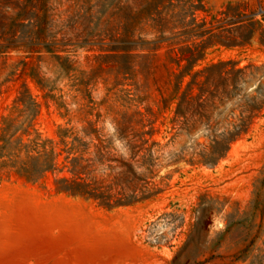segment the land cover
Listing matches in <instances>:
<instances>
[{
    "label": "trees",
    "instance_id": "trees-1",
    "mask_svg": "<svg viewBox=\"0 0 264 264\" xmlns=\"http://www.w3.org/2000/svg\"><path fill=\"white\" fill-rule=\"evenodd\" d=\"M243 10L227 4L213 14L203 0H0V67L20 56L0 80V95L16 82L0 115V175L50 176L56 192L107 209L151 200L164 190L156 178L167 143L155 135L166 112L177 134L199 130L194 147L167 161L215 166L264 109V61L207 60L210 49L240 50L255 39L264 49V11ZM78 50L93 63L77 65ZM29 82L67 118L52 137L36 126L41 102ZM98 84L105 93L96 102ZM263 204L257 191L254 208ZM200 206L196 225L211 218ZM202 231H191L170 264L204 262Z\"/></svg>",
    "mask_w": 264,
    "mask_h": 264
},
{
    "label": "rangeland",
    "instance_id": "rangeland-1",
    "mask_svg": "<svg viewBox=\"0 0 264 264\" xmlns=\"http://www.w3.org/2000/svg\"><path fill=\"white\" fill-rule=\"evenodd\" d=\"M203 1L213 14L227 4L240 5L243 12H253L256 18L264 11V0ZM85 54L78 50L74 56L82 68L93 63ZM19 57L12 53L6 66L0 67V80ZM227 57L241 65L250 60L261 62L264 49L255 39L240 50L210 49L207 60ZM29 86L41 102L36 126L52 137L56 126L67 118L59 116L52 101L44 103L32 82ZM59 86L66 91V86ZM15 87L16 82H9L0 95V115L7 112ZM97 87L93 92L96 102L105 93L101 84ZM148 103L157 110L153 89ZM70 107L76 109L72 103ZM170 118L166 112L156 121L159 131L155 136L167 144L156 178L164 190L151 200L107 209L56 192L50 176L30 183L13 174L0 175V264H170L191 231L198 233L204 228L206 234L202 231L199 239L203 242L202 264H264V204L263 209L254 208L257 191L264 201V187L260 186L264 177V109L250 135L233 143L213 167L167 161L174 153L194 147L199 133L177 134ZM76 120L73 117L72 123ZM111 129L105 126V131ZM200 204L211 218L201 217L196 225ZM230 222L236 223L226 228ZM245 248L248 251L243 255Z\"/></svg>",
    "mask_w": 264,
    "mask_h": 264
}]
</instances>
